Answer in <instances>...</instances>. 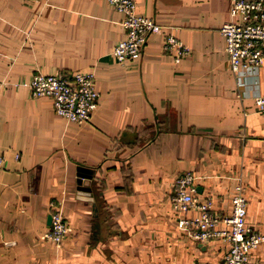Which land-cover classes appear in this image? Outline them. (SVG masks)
I'll use <instances>...</instances> for the list:
<instances>
[{"label":"crops","instance_id":"0c3cea01","mask_svg":"<svg viewBox=\"0 0 264 264\" xmlns=\"http://www.w3.org/2000/svg\"><path fill=\"white\" fill-rule=\"evenodd\" d=\"M135 1L164 30L121 65L111 53L122 15L107 0H0V264H224V240L178 228L171 197L184 172L219 215L240 178L246 225L264 232V116L253 99L264 63L232 71L220 31L231 0ZM170 34L189 49L179 62L164 48ZM76 71L93 73L100 95L83 124L27 86L38 72ZM52 202L68 223L59 246L45 238ZM249 264H264V243Z\"/></svg>","mask_w":264,"mask_h":264},{"label":"built area","instance_id":"2783aa9c","mask_svg":"<svg viewBox=\"0 0 264 264\" xmlns=\"http://www.w3.org/2000/svg\"><path fill=\"white\" fill-rule=\"evenodd\" d=\"M107 3L121 13V25L125 30V38L111 54L118 64L135 62L141 57L148 37L163 33L164 27L152 18L139 15L135 0H107ZM231 3L232 19L225 22L220 31L230 67L239 75L264 63V0H231ZM164 48L174 51L176 62L189 54L188 47L171 34L164 35ZM27 86L33 97L50 99L56 114L69 123L88 122L99 106L100 95L91 72L76 71L70 76L38 72L31 76ZM253 99L257 111L264 116V95H256ZM4 165L5 157L1 156L0 170ZM197 179L193 173L184 172L174 181L171 203L181 215L178 228L198 242L224 240L228 245L224 264H249L251 251L264 243V232L246 225L247 199L242 180L238 178L235 186L230 213L219 215L213 212L210 200L197 197ZM192 211L197 213L186 216ZM50 215L52 221L45 238L59 246L66 237L68 224L62 207L55 202L50 203Z\"/></svg>","mask_w":264,"mask_h":264},{"label":"water","instance_id":"95a60500","mask_svg":"<svg viewBox=\"0 0 264 264\" xmlns=\"http://www.w3.org/2000/svg\"><path fill=\"white\" fill-rule=\"evenodd\" d=\"M51 221H52V218H51V215H49L48 220H47L49 225L51 224Z\"/></svg>","mask_w":264,"mask_h":264},{"label":"rangeland","instance_id":"374dc122","mask_svg":"<svg viewBox=\"0 0 264 264\" xmlns=\"http://www.w3.org/2000/svg\"><path fill=\"white\" fill-rule=\"evenodd\" d=\"M68 224V223H67Z\"/></svg>","mask_w":264,"mask_h":264}]
</instances>
